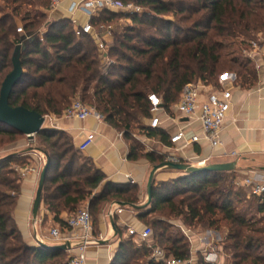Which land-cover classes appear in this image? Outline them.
Instances as JSON below:
<instances>
[{
    "label": "trees",
    "instance_id": "trees-1",
    "mask_svg": "<svg viewBox=\"0 0 264 264\" xmlns=\"http://www.w3.org/2000/svg\"><path fill=\"white\" fill-rule=\"evenodd\" d=\"M132 1L142 11L128 15L129 25L115 29L111 23L119 13L110 9H103L91 18L94 26L107 27L106 31L113 36L107 52L111 62L107 64L103 62L99 39L93 33L78 35L69 19H50L45 23L41 40L38 26L46 13L23 10V4H34L28 0H4L7 7H12L13 14L0 9V89L13 70L12 57L20 45L25 74L10 97L12 106H24L44 116L63 115L73 100L81 99L123 133L130 144V159L145 157L155 163L158 158L143 152L133 133L139 128L146 137L161 135L168 144L169 136L163 129L144 122L153 117L149 94H157L170 112L192 82L201 81L218 88L221 77L233 73L242 87L254 86L258 79L256 67L242 52L249 51L251 42L264 35V0ZM49 6L50 0L46 8ZM14 13L24 22V33L16 32ZM0 135L24 134L0 123ZM37 135L48 144L50 171L55 169L52 176L48 174L42 201L55 213L57 222L67 225L59 213L62 210L76 213L105 175L82 159L66 132L48 128ZM31 159L25 153L0 158V264H67L65 260L54 261L67 255L66 251L29 245L13 218L23 179L17 167L30 164ZM81 159L84 162L77 167ZM248 190L236 185L233 173L185 174L154 183L152 202L137 210L143 217L167 209L189 225L198 224L216 231L225 223L230 242L225 248L231 250L229 264H264V198L251 193V199H247ZM137 196V189L124 193L123 188L108 184L90 200L89 207L95 210L102 202L112 199L132 207L138 205ZM152 222L161 229L158 236L168 244L163 249L166 260L192 264L186 236L168 235L165 220L152 219ZM117 231L121 235L119 228ZM132 241L131 237L121 240L113 264L124 258V264H129L126 260ZM155 244L144 247L143 255L154 254V249L160 247L158 242ZM166 260L158 262L153 256L150 263L165 264Z\"/></svg>",
    "mask_w": 264,
    "mask_h": 264
},
{
    "label": "crops",
    "instance_id": "crops-1",
    "mask_svg": "<svg viewBox=\"0 0 264 264\" xmlns=\"http://www.w3.org/2000/svg\"><path fill=\"white\" fill-rule=\"evenodd\" d=\"M81 1L63 0L59 7L53 11L48 10L47 13L51 20L69 19L72 22L76 21L77 26H82L88 22L89 18L77 8ZM99 37H96L99 42L103 40L108 46L112 34L106 31ZM256 42L257 45L251 46L249 49L251 55L249 57L258 74L256 84L246 88L237 82L235 74L227 73L222 76V85L232 92V107L221 131V145L212 148L210 143L204 139L188 145H184V143L172 144L171 136L180 129L186 131L188 135H202V126L197 119L184 117L176 111L175 107H172L170 112L165 110L158 113L161 117L159 128L168 134V144L162 141L161 135L154 137L155 142L162 145L163 152L167 156L178 157L182 162L196 166L202 165L203 161L206 164L235 162V170L228 173L235 174L236 181L252 177L264 182V35ZM49 122L47 123L48 127L66 132L71 136L75 149L82 159L87 160L91 166L99 169L105 175L104 180L93 191L92 196L82 202L80 207L85 203L90 206V200L99 195L108 184L123 188L124 193H130L137 189L138 205L145 195L148 197L149 175L153 166L157 164L145 157H140L137 160L130 159L129 142L122 132L105 121L104 118L98 119L95 116H90L86 119H78L52 115ZM89 134H94V138L84 150H80V145L87 140ZM82 159L77 162L76 166L83 164ZM32 162L34 163L36 160L31 159ZM54 173L55 169L53 168L49 174L52 176ZM183 175L185 174L180 171L161 169L156 173L154 183L157 185ZM39 176L40 174H32L22 179L20 196L13 211V218L23 239L35 247L38 245L37 236L49 239V231L52 227H59L63 235H69L72 232L67 225H61L55 220V213L48 210L44 201H42L37 219L33 218L32 209ZM62 199L60 198V200ZM120 202L123 201L112 199L100 204L97 222L94 221V235L102 237L103 240L97 245L88 247L87 264H113L123 238L132 237L139 241L137 237L129 233V229L142 231L148 227L145 222L149 218L148 216L142 217L141 211L127 205L120 206ZM74 213L62 210L59 213V218L66 222ZM112 222H114L115 229ZM176 223L192 243L193 254L200 252L206 257L215 256L210 259L218 261L219 254L211 253V247H208L212 244V235H219L218 232L214 230H207L205 233L197 232L185 226L181 220ZM117 228L121 230V235ZM142 243L145 244V242ZM151 243L147 242V246L154 245L152 239ZM66 252L70 258L77 254L78 250L72 248ZM190 263L196 264L195 256ZM146 264H151L150 259Z\"/></svg>",
    "mask_w": 264,
    "mask_h": 264
},
{
    "label": "built area",
    "instance_id": "built-area-1",
    "mask_svg": "<svg viewBox=\"0 0 264 264\" xmlns=\"http://www.w3.org/2000/svg\"><path fill=\"white\" fill-rule=\"evenodd\" d=\"M63 0H50L49 10L53 11L61 5ZM77 8L84 12L89 18L88 22L82 26H77L76 21L75 29L77 34L81 33H93L95 37H99L100 34L94 30L91 18L98 15L103 9H110L112 11H124L129 8H133V4L126 5L121 0H82ZM134 12H140V7H135ZM110 28V27H109ZM19 33H24V27L19 26L17 28ZM39 36L41 40L44 39V32H40ZM29 38V36H27ZM100 38V37H99ZM257 42L252 41L251 46H256ZM99 48L103 54V62L109 64L111 62L107 52L108 46L102 41L99 42ZM52 52V49H50ZM248 56L249 51H246ZM222 77L220 79V87L211 88L205 85L201 81L192 82L186 86L179 101L174 106L176 111L188 118L197 119L202 126V135L192 134L188 135L186 131L180 129L174 135L171 136L170 141L172 144L177 145L184 143L188 145L191 143L200 142L202 139L208 141L212 148H216L221 145V131L224 125V121L232 107V92L225 88L223 85ZM151 102V112L153 117L150 121L152 128H159L161 126V117L158 115L160 111H165L161 98L151 93L148 96ZM63 116L66 118H78L86 119L90 116H95L98 119H103V116L94 108L81 99L73 100L71 106L64 111ZM94 138V134H89L87 140L80 145V150H84L89 142ZM165 161L180 162L178 157L167 156ZM46 163V155L42 152L36 157V162L30 164L20 165L17 167L18 172L22 178H26L32 174H40L43 166ZM203 161L201 164H204ZM236 185L239 187H248L251 193L264 198V182H260L252 177H248L243 180L236 181ZM121 211V210H120ZM67 227L72 232L69 235H63L59 227H52L49 231V240L55 242H70V249L75 248L78 253L72 255L67 264H87V249L90 245H97L103 240L102 237H95L93 219L90 211V207L79 210L73 214L67 220ZM129 233L138 238L140 242L151 243V237L153 230L151 227H146L142 231H136L135 229H129ZM150 247L152 245H149ZM154 258L159 261H165V253L160 247L154 249ZM165 264H184L183 261L178 259H168Z\"/></svg>",
    "mask_w": 264,
    "mask_h": 264
},
{
    "label": "rangeland",
    "instance_id": "rangeland-1",
    "mask_svg": "<svg viewBox=\"0 0 264 264\" xmlns=\"http://www.w3.org/2000/svg\"><path fill=\"white\" fill-rule=\"evenodd\" d=\"M28 1H31L34 4L32 6L28 5V4H23V10L29 9L32 11H37L39 13H46V16L40 20L42 23L39 24V26H38L39 33L44 32L45 31V23H46V21L50 20V15L47 13L49 8H46V6H48V0H42V1L41 0H28ZM124 3L126 5L133 4V8H129L127 10L117 12V13H119V17L116 18L115 20H113V22L111 23V25L115 29L119 28L120 26L131 24V19L128 18V15L131 13H138V12L133 11V9H135V7L136 8L140 7L141 11H142V7L140 5L135 4L132 0L124 1ZM45 4H46V6H44ZM6 5L7 4L4 2V0H0V9H3L5 11V13L13 14L12 13V7L10 8V7H7ZM169 18H172V16H169ZM13 19L17 25V28L19 26L24 27V22L22 21V18L20 15L14 13ZM183 24L186 25L187 23H183ZM93 27H94V30L96 32H98L99 34L100 33L103 34L108 29L107 27H105V28L102 27L101 24L95 25V26L93 25ZM16 32H17V29H16ZM112 41H113V36H112L110 43H108V48H109V45L112 43ZM243 53L246 54V52H244V51L242 52V54ZM225 74H227V73H225ZM51 116L52 115H45V117H46L45 126L48 125L47 123H50L49 119ZM144 122L146 125H149L150 120L148 119V120H145ZM133 133H134L135 137L137 139H139L138 140L139 146L141 147L142 151L143 152H150L155 157L158 158V161H156L154 164H159L166 159L167 155L165 152H163L162 145L159 143H156L154 138H148V137L146 138L144 133H142L139 130V128L134 129ZM49 151H50V148H49L48 144L46 142H44L43 139L38 135H35L33 140H31L26 135H16L13 137H9L7 135H0V158L3 156H9V155H11V153L12 154H14V153H20V154L25 153V154L32 155L31 158L36 160V157L39 155L40 152H42L44 155H46L44 152L50 153ZM15 167H17V165ZM246 188H248V187H246ZM249 190H250V188H249ZM249 190L247 191V199H251V197H250V194H251L250 191L251 190L250 191ZM147 202H148V197H147V195H145L142 199V202L139 205H145L143 208H146L149 206V205H146ZM86 206H88V205L85 203L82 207H79L76 212L85 208ZM99 209L100 208H97L95 210H90L95 222H97V215L99 213ZM148 210H149V208H148ZM148 217L149 218H147V220H145V222H146V226L151 227L153 230V235H152L151 239H152L154 244L156 242H158V244L162 250L168 244H167V242H165V240H163L162 238H160V236H158L159 233L161 232V229L158 226L153 225L152 219L167 221V224H168L167 234L170 236L172 235L174 237L175 236L181 237L182 234L184 236H186V234L182 230V228L177 226L179 224L176 223V221L181 220V222H183V224L185 226H187L188 228L195 230L197 232L200 231V232L205 233L207 230H214L215 232H218V234H219V235H217V234L212 235V237H211L212 238V242H211L212 244H211V246H208V247H211V249H210V250H212L211 253L219 254L217 262L213 261V258L215 256L206 257L204 254H202L200 252L193 254L192 243L190 242L189 238L186 236L187 241H188L190 248H191V260H190V262L192 261L194 256H195L196 264H200L201 261H205V262H208L211 264H229V262L231 261V258H230L231 250H229V249L227 250V248H225L226 245H229V243H230L229 240H227L228 228L226 227L225 223L222 224V227L219 231H216L213 228L202 227L201 225H198V224L189 225V223H186L182 217L176 218L173 214H170L169 210H167V209L163 210V211H158L152 215L149 214ZM144 247H147V243L144 244L140 241H137L136 239H133L132 244L129 247L131 249V252L128 256L129 259L126 260L127 263H129V264H146L147 261L154 256V254L149 255V256H144L143 255V248ZM134 251H135V253H134ZM163 253H165L164 250H163ZM67 255H65V256L63 255L59 259H56L54 261L60 262V261L65 260V262H67V260L69 258ZM210 257H213V258H211L212 260L210 259ZM125 259L126 258L119 260L122 262L118 261V264L119 263L124 264ZM114 264H117V263H114Z\"/></svg>",
    "mask_w": 264,
    "mask_h": 264
},
{
    "label": "water",
    "instance_id": "water-1",
    "mask_svg": "<svg viewBox=\"0 0 264 264\" xmlns=\"http://www.w3.org/2000/svg\"><path fill=\"white\" fill-rule=\"evenodd\" d=\"M21 50L22 47L18 45L14 51L12 57L13 70L5 77L2 82L0 89V123H3L9 127H12L19 131L20 133L28 136L31 140L40 131L48 129L45 126L46 117L35 110H30L24 106L14 107L10 104V97L15 89V87L21 82L25 72L21 61ZM46 154V163L43 166L40 176L38 189L36 197L33 203L32 215L34 219H37L42 204V193L45 182L47 180L50 168H51V157L48 152ZM236 163H209L202 165H193L187 162H174V161H163L160 164L154 165L148 179L147 183V194L149 205L153 199V187L155 182V175L161 169L176 170L184 174H201L206 172H232L235 170ZM120 206H126L127 203L120 202ZM145 205H132L133 208L141 209ZM113 228L115 229L114 222ZM38 245L36 247L49 249V250H63L67 251L70 249V242H55L49 239L37 236Z\"/></svg>",
    "mask_w": 264,
    "mask_h": 264
}]
</instances>
